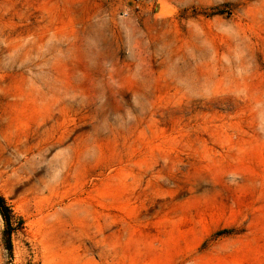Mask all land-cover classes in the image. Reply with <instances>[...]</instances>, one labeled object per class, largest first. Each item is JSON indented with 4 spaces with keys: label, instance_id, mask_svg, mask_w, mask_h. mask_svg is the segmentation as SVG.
I'll return each mask as SVG.
<instances>
[{
    "label": "rangeland",
    "instance_id": "1",
    "mask_svg": "<svg viewBox=\"0 0 264 264\" xmlns=\"http://www.w3.org/2000/svg\"><path fill=\"white\" fill-rule=\"evenodd\" d=\"M0 194V264H264V0H0Z\"/></svg>",
    "mask_w": 264,
    "mask_h": 264
},
{
    "label": "trees",
    "instance_id": "2",
    "mask_svg": "<svg viewBox=\"0 0 264 264\" xmlns=\"http://www.w3.org/2000/svg\"><path fill=\"white\" fill-rule=\"evenodd\" d=\"M0 213L7 225V236H8V246L11 249V233L13 232L14 228H13V216H12V210L11 207L8 206L5 198L0 194ZM20 223L21 220H20Z\"/></svg>",
    "mask_w": 264,
    "mask_h": 264
}]
</instances>
